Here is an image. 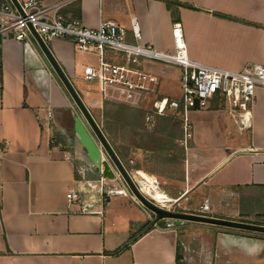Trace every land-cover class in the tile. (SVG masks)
I'll list each match as a JSON object with an SVG mask.
<instances>
[{
  "label": "crops",
  "instance_id": "1",
  "mask_svg": "<svg viewBox=\"0 0 264 264\" xmlns=\"http://www.w3.org/2000/svg\"><path fill=\"white\" fill-rule=\"evenodd\" d=\"M169 1L178 5L43 3L64 5L61 15L88 29L115 22L131 44L137 18L141 42L169 53L175 49L173 25L180 24L190 60L232 72L248 64L264 67V0ZM34 44L0 40V264H264L263 236L196 223L154 228L113 255L148 226L150 215L130 197L114 195L105 202V191L116 182L73 160L63 140L78 114ZM47 45L116 142L119 157L134 162L133 171L156 178L185 213L200 215L209 200L208 217L264 226V89L256 92L249 130L241 131L221 109L190 112L193 140L186 150L181 112L160 116L154 109L158 101L181 100V68L145 64L143 72L156 78L147 84L149 92L109 90L103 96L97 83L83 79L84 68L98 63L78 56L70 42ZM143 114L148 120L142 121ZM70 191L79 201H67Z\"/></svg>",
  "mask_w": 264,
  "mask_h": 264
},
{
  "label": "built area",
  "instance_id": "2",
  "mask_svg": "<svg viewBox=\"0 0 264 264\" xmlns=\"http://www.w3.org/2000/svg\"><path fill=\"white\" fill-rule=\"evenodd\" d=\"M18 3L21 12L10 1L0 6V40L31 42L33 29L46 44L54 40L67 41L79 52L97 55L98 65L85 67L83 79L88 83H97L103 96H106L109 90L139 95L149 92L147 84L155 83L156 78L143 72L145 64L181 68L183 71L181 100L158 101L154 103V109L160 116H165L167 110L181 112L183 130L181 146L186 150L193 140L189 113L195 110H209L215 102H218L221 110L230 115L241 131L249 130L256 92L258 89H264L263 66L248 64L241 71L232 72L190 60L180 24L173 25L175 49L169 53L141 42L142 35L137 18L131 22V32L135 40V43L131 44L126 41L127 30L115 22H100L98 28L92 30L79 21H67L61 15L64 5L47 7L43 0H18ZM114 59H121L123 64L113 63ZM67 160L72 158L67 156ZM133 164L131 160L125 166L139 192L160 209L177 212L180 209L177 201L167 196L161 189L159 181L149 175L147 176L153 179L139 176V172L131 169ZM114 182L117 186L105 191V202L114 195H123L139 203L120 177ZM67 201L69 203L79 201V194L70 191L67 194ZM211 213V203L205 200L200 215L207 216ZM149 219L152 220L151 215Z\"/></svg>",
  "mask_w": 264,
  "mask_h": 264
},
{
  "label": "water",
  "instance_id": "3",
  "mask_svg": "<svg viewBox=\"0 0 264 264\" xmlns=\"http://www.w3.org/2000/svg\"><path fill=\"white\" fill-rule=\"evenodd\" d=\"M8 1H10L19 12H21L18 0ZM31 32L32 42L35 43L34 45L38 48L41 54H43L51 70L58 78L60 84L74 104L78 115L72 116L73 135L79 142L81 148L85 151L91 166L103 180L115 181L118 177H120L140 205L147 212L153 215V218L148 226L135 236L132 242H135L141 236L154 228H180L187 223L214 226L230 231L264 236V226L232 220L216 219L185 212H169L160 209L146 199L137 189V186L135 185L133 178L130 176L125 163L115 152L101 126L83 102L73 83L51 52L49 46L33 29H31Z\"/></svg>",
  "mask_w": 264,
  "mask_h": 264
},
{
  "label": "rangeland",
  "instance_id": "4",
  "mask_svg": "<svg viewBox=\"0 0 264 264\" xmlns=\"http://www.w3.org/2000/svg\"><path fill=\"white\" fill-rule=\"evenodd\" d=\"M77 52H78L77 53L78 56L81 54V56H84V58L90 59L93 64L94 63H96V64L98 63L97 55L88 54V53H82V52H79V51H77ZM63 141L65 143V148L67 150H69L70 152H72V154H73L72 158H74L73 160H75L76 162H79L78 163L79 166H80V164H82L83 167L84 166H88L90 168L92 167L91 164H90V161L87 158V155H86L85 151L81 148L79 142L75 139V137L73 135V131H70L69 135H65V139ZM114 186H117L116 183H111L110 182V188L112 189ZM117 199H120V198H117ZM123 200H125V199H123ZM177 212H183V210L178 209ZM148 214L151 215V217L153 218V215L151 213L148 212ZM149 222H150V219H149ZM187 224H195V223H187Z\"/></svg>",
  "mask_w": 264,
  "mask_h": 264
},
{
  "label": "trees",
  "instance_id": "5",
  "mask_svg": "<svg viewBox=\"0 0 264 264\" xmlns=\"http://www.w3.org/2000/svg\"><path fill=\"white\" fill-rule=\"evenodd\" d=\"M162 1H164L165 3H166V5H167V7L168 8H171L172 6H174V5H178V4H176L175 2H173V1H169V0H162ZM0 2H1V0H0ZM211 110H220V105L218 104V102H215L212 106H211V108H210ZM146 115L145 114H143L142 116H141V119H142V121H145L146 120ZM72 130V129H71ZM103 130V132H104V134L106 135V137L108 138V131L105 129V128H103L102 129ZM108 140L110 141V143H111V145H112V147L114 148V150H115V152L117 153V151H116V149H117V147H116V142L111 138H108ZM118 155V154H117ZM119 156V155H118ZM120 158V157H119ZM122 161H125V160H123L122 158H120ZM128 163V162H127ZM264 225V224H263ZM264 237V236H263ZM132 243H134V242H132L131 241V243H129V244H127L126 246H124L123 248H121L120 250H118L116 253H114L113 255H118L120 252H122L124 249H126L127 247H129L130 245H132Z\"/></svg>",
  "mask_w": 264,
  "mask_h": 264
},
{
  "label": "bare ground",
  "instance_id": "6",
  "mask_svg": "<svg viewBox=\"0 0 264 264\" xmlns=\"http://www.w3.org/2000/svg\"><path fill=\"white\" fill-rule=\"evenodd\" d=\"M139 176L144 177V178H147V179H151L150 177H148V176H147L146 174H144V173L139 174Z\"/></svg>",
  "mask_w": 264,
  "mask_h": 264
}]
</instances>
